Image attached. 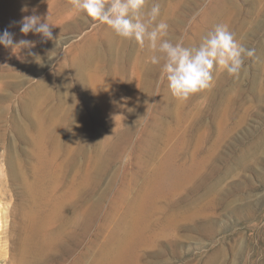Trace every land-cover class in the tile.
<instances>
[{
    "label": "rangeland",
    "instance_id": "obj_1",
    "mask_svg": "<svg viewBox=\"0 0 264 264\" xmlns=\"http://www.w3.org/2000/svg\"><path fill=\"white\" fill-rule=\"evenodd\" d=\"M26 1L0 11L34 42L0 45V264H264V0H158L174 43L227 24L254 50L187 101L146 46ZM34 14L58 47L14 23Z\"/></svg>",
    "mask_w": 264,
    "mask_h": 264
},
{
    "label": "clouds",
    "instance_id": "obj_2",
    "mask_svg": "<svg viewBox=\"0 0 264 264\" xmlns=\"http://www.w3.org/2000/svg\"><path fill=\"white\" fill-rule=\"evenodd\" d=\"M72 9L106 25L122 42L135 40L137 44L151 51L146 63L161 65V80L168 82L171 95L178 101H187L193 95L211 88L214 71L226 72L230 77H239L245 59L254 55V50L246 47L235 36L227 24L217 25L209 31L199 45L184 46L182 41L173 42L169 25L157 18L160 15L158 0H70ZM20 31L40 34L43 40H52L58 47L60 37H54L47 16H25ZM13 33L7 29L0 33V45L6 49H31L34 42H15ZM38 64L41 57L29 51ZM232 264H237L233 259Z\"/></svg>",
    "mask_w": 264,
    "mask_h": 264
},
{
    "label": "bare ground",
    "instance_id": "obj_3",
    "mask_svg": "<svg viewBox=\"0 0 264 264\" xmlns=\"http://www.w3.org/2000/svg\"><path fill=\"white\" fill-rule=\"evenodd\" d=\"M26 2V0H3L0 3V11L2 13V10L7 9L6 12L10 14L12 13V15H17L20 13V10L23 9V6H25Z\"/></svg>",
    "mask_w": 264,
    "mask_h": 264
}]
</instances>
